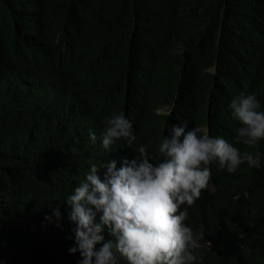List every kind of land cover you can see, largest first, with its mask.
<instances>
[{
	"label": "trees",
	"instance_id": "trees-1",
	"mask_svg": "<svg viewBox=\"0 0 264 264\" xmlns=\"http://www.w3.org/2000/svg\"><path fill=\"white\" fill-rule=\"evenodd\" d=\"M241 93L264 111V0H0V264H81L67 196L93 163L119 169L140 146L156 163L185 123L261 157L212 168L185 222L204 228L196 264H264V140L236 141ZM121 113L137 139L105 150L104 120Z\"/></svg>",
	"mask_w": 264,
	"mask_h": 264
},
{
	"label": "clouds",
	"instance_id": "clouds-1",
	"mask_svg": "<svg viewBox=\"0 0 264 264\" xmlns=\"http://www.w3.org/2000/svg\"><path fill=\"white\" fill-rule=\"evenodd\" d=\"M32 103L36 108L43 107V99L33 97ZM229 108L232 119L239 123L237 143L251 146L264 140V111L255 94L241 93L231 100ZM157 114L170 116L172 110H159ZM104 125L105 150L111 151L121 139L132 149L137 137L123 113L106 118ZM186 128L187 123L168 129L169 135L158 142L160 159L156 163L150 162L146 147L140 146L138 155L125 159L119 169L114 160L90 165L65 199L69 219L75 224L81 264H196L201 258L197 250L205 239L204 228L194 231L185 223L188 208L204 190H212L213 167L228 173H235L245 163L260 168L261 157L240 151L222 137H213L208 127ZM89 139L95 143V133H90ZM65 162L72 168L69 161ZM52 184L61 194L56 177ZM53 215L59 220V209ZM105 229L114 239L104 242ZM102 242L97 250L96 245Z\"/></svg>",
	"mask_w": 264,
	"mask_h": 264
}]
</instances>
